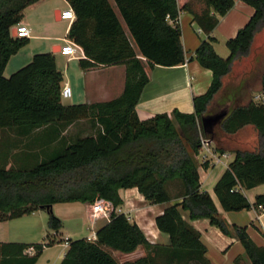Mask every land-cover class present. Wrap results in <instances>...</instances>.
<instances>
[{
	"label": "trees",
	"instance_id": "1",
	"mask_svg": "<svg viewBox=\"0 0 264 264\" xmlns=\"http://www.w3.org/2000/svg\"><path fill=\"white\" fill-rule=\"evenodd\" d=\"M38 1L0 0V130H14L19 142L27 145L22 165L14 168L0 163V219L45 209L49 227L58 231L63 224L52 210L55 203H94L103 198L117 207L123 203L119 190L134 187L152 204L169 203V185L178 181L182 202L169 205L155 219L157 228L169 235V244L150 242L137 222L113 210L109 222L97 231L96 240H70L61 264H122L110 249L131 253L139 246L146 249V254L124 264H208L201 234L184 218L183 211H189L190 219L209 218L223 233L242 242L252 264H264V246L252 240L247 227L229 224L211 194L202 190L197 159L202 139L212 137L202 118L208 115L211 101L223 87V78L236 60L249 55L255 35L264 28V0H243L255 12L227 41V58L216 52L212 32L234 0H205L206 8L194 14V21L207 34L196 50V59L212 70V83L206 93L194 97V112L175 109L146 120L140 119L136 107L149 76L109 0H67L76 14L67 38L82 47L86 55L79 61L82 68L126 64L127 81L119 97L64 105L63 73L51 52L35 54L27 65L4 76L11 56L30 41L28 37H13L11 30L23 19L24 10ZM115 2L150 67L185 62L181 28L170 20L189 9L190 0ZM80 119H90L96 133L70 142L62 140L60 146L40 151H31L25 142L37 129L56 123L66 127ZM247 125L258 130L259 149L236 150L234 160L215 184V194L226 211L260 205L264 208V193L251 203L242 191L264 183V101H250L231 109L220 127L235 134ZM36 157L39 159L34 164H28ZM47 239V243H1L0 264H36L44 247L54 243ZM29 247L35 248L33 256L25 253ZM236 264L248 263L244 256H238Z\"/></svg>",
	"mask_w": 264,
	"mask_h": 264
},
{
	"label": "crops",
	"instance_id": "2",
	"mask_svg": "<svg viewBox=\"0 0 264 264\" xmlns=\"http://www.w3.org/2000/svg\"><path fill=\"white\" fill-rule=\"evenodd\" d=\"M49 1L39 0L24 10V17L20 24L30 29L31 36L28 37L30 41L11 56L4 70V76L9 77L13 74V70L27 65L32 61L35 54L51 52L55 55L57 68L63 73L62 85L68 83L73 87V94L70 98L71 104H93L119 97L124 92L127 81L126 64L82 68L79 61L81 58H86V55L82 47L79 46L76 56L71 58L67 56L68 64L62 66L60 57L66 55L57 51V48H61L63 44L58 43L62 37L59 35L38 34L36 32L35 26L37 24L32 18V13L35 10L39 11V14L43 17L52 14L55 20L61 21V13L60 19L57 18L56 10L62 11L71 7L67 0H63V7L58 4H52ZM109 2L123 24L125 32L129 36L138 56L144 62L145 70L149 76V82L145 85L136 107L140 119L146 120L159 113H171L175 109L183 113L194 112V97L206 93L213 80L212 70L202 66L196 59V50L201 41L207 38V34L194 21V14L201 13L206 8L205 0H190L189 9L181 10L176 20H170L171 24L179 25L181 28V42L185 51V62L175 66L157 64L153 67H150L148 60L140 54L139 48L131 36L115 0H109ZM254 12V7L245 1L234 0L233 7L226 15L219 18V23L212 35L216 38L214 48L221 57L227 58L230 55L227 41L236 36L239 29L249 21ZM71 24H69L68 31ZM63 41L65 40L63 39ZM262 61H264V28L255 35L249 55L236 60L233 70L245 62L249 64ZM14 64L16 68L9 70L11 65ZM229 75L230 73L223 78V87L211 101L208 115L217 114L211 111V107L225 93ZM257 88V97L250 98L244 105L250 101H257L256 98L258 99L261 95H264L262 80ZM233 104L234 101H228L218 113L225 110L230 112ZM222 105L220 103V106ZM213 132H211L212 137L206 147L208 152L204 154L205 158H202L200 154L197 156L201 164L199 173L202 190L211 194L221 216L229 224L247 227L252 240L258 246H264V208L252 206L249 209L240 211H226L222 208L215 194V184L228 168L230 162L234 160L235 151L240 148H236L234 151L226 148V145H221L217 139L218 130L216 127ZM95 133L96 128L90 119H80L66 127L61 123H56L52 126L37 129L25 142L30 144L29 148L31 151H40L43 147L53 149L60 146L63 141L70 142L77 137ZM235 135L237 138H242L241 142L246 146L247 150L254 149L256 144L259 143V132L253 125L243 127ZM224 139L225 141L231 140L227 137ZM16 140L17 142L20 141L19 138ZM206 162L208 163L207 166L202 165ZM169 190L172 200L169 203L161 204H152L147 201L136 187L119 190L123 200V203L119 205L122 209L121 213L126 214L131 221L137 222L152 243H170L169 235L160 231L155 222L156 217L166 207L182 202V185L180 182L171 183ZM242 191L251 203H254L256 196L264 193V183L251 189L243 188ZM92 204L80 201L53 204L52 210L61 218L63 224L58 231L49 227V214L45 209H38L16 218L0 219V244L8 242L47 243V238H50L54 243L44 247L36 264H61L68 252L70 240L88 238L94 235L97 237V231L109 222L110 216L93 214ZM183 216L200 232L201 240L207 247L208 264H236L238 256H244V262L252 264V261L246 255L244 245L235 236L223 233L219 227L211 223L209 218L190 219L189 211H183ZM110 251L114 256L124 258L125 262L136 260L146 254L143 246H139L137 250L131 253H123L112 249ZM25 253L28 256H33L35 248L29 247ZM121 263L124 264L122 261Z\"/></svg>",
	"mask_w": 264,
	"mask_h": 264
},
{
	"label": "rangeland",
	"instance_id": "3",
	"mask_svg": "<svg viewBox=\"0 0 264 264\" xmlns=\"http://www.w3.org/2000/svg\"><path fill=\"white\" fill-rule=\"evenodd\" d=\"M49 2H51L52 4H58L60 5V7H63V0H50ZM32 14H33L32 18L37 24L35 26V29L38 34L59 35L62 37V39L59 40L58 43H64L63 39L65 40L67 38V33H68L67 30L69 27L68 21L65 20L57 21L54 19L52 14L50 16L48 15L46 17H43L41 14H39V11L36 10ZM60 50L61 48H57V51ZM67 59H68L67 56L60 57V62L62 63V66L68 64ZM22 67L24 66L15 69L16 65L14 64L11 65L9 70L15 69L12 72L14 73ZM263 72H264V61L251 62L249 64L245 62L237 66L235 70L232 69L228 77L225 93H223V95H221V97L215 101V103L211 107V111L214 113H218V111H220L221 108L225 107L228 101H234V104L231 106L233 109L237 106L244 105L249 101L250 98L257 97V92H258L257 87L260 84V81L262 80ZM74 99H75V95H74ZM256 100L257 101L255 102L257 103L263 102L264 95L263 96L261 95L258 99L256 98ZM220 103H222L223 105L220 106ZM216 128L218 130L217 139L221 145L222 144L226 145V148H230L232 151H234L236 148L246 149V146H244L241 142L242 138L240 139L235 137L236 136L235 134H228L224 132L221 129L220 125H217ZM226 137L230 138L231 140L225 141L224 138ZM16 139L17 138L15 137L14 130L12 129L0 130V163L6 165L7 167L17 168L23 164L21 158L24 157L25 149H27L26 148L27 145H24V142L22 143L17 142ZM258 149H259V143H257L255 148L252 150H258ZM201 151L203 152L201 153ZM207 152L208 151L206 150V148L203 149L202 146L200 150L201 157L205 158L204 154H206ZM37 159L39 158L36 157V159L29 161L28 164L30 165L34 164L35 163L34 161H36ZM116 258L120 262L122 261L125 263L124 258H122L121 256H118Z\"/></svg>",
	"mask_w": 264,
	"mask_h": 264
},
{
	"label": "built area",
	"instance_id": "4",
	"mask_svg": "<svg viewBox=\"0 0 264 264\" xmlns=\"http://www.w3.org/2000/svg\"><path fill=\"white\" fill-rule=\"evenodd\" d=\"M61 19L68 21L69 24L73 23L76 19V14L73 8L69 7V8L62 10ZM16 27L18 29V37H30L31 36L30 29L27 26L19 23L18 25H16ZM78 47L79 45H77L72 40L65 39L64 43L61 45L60 52L63 55H66L70 58L75 57ZM61 94H62V99H70L73 94L72 86L68 83L63 85ZM202 142H203V148H206L207 145L209 144V139L203 138ZM259 207L262 208V205H260ZM92 209H93V214L97 216H100V215L110 216L113 210H115L118 213H121L122 211V209L119 206L115 207L111 201L103 199V198L97 199L92 204ZM88 239L91 241H94L97 239V237L96 235H94V236L88 237ZM67 243H69V241H67Z\"/></svg>",
	"mask_w": 264,
	"mask_h": 264
},
{
	"label": "water",
	"instance_id": "5",
	"mask_svg": "<svg viewBox=\"0 0 264 264\" xmlns=\"http://www.w3.org/2000/svg\"><path fill=\"white\" fill-rule=\"evenodd\" d=\"M61 10H56V17H60ZM13 37H18V29L16 26H14L11 30ZM64 105H70L71 101L70 99H63ZM229 113L228 110H225L223 112L213 114V115H206L202 118V121L204 123L205 129H208L210 132H213L214 128L217 125H221L223 119L227 116Z\"/></svg>",
	"mask_w": 264,
	"mask_h": 264
}]
</instances>
